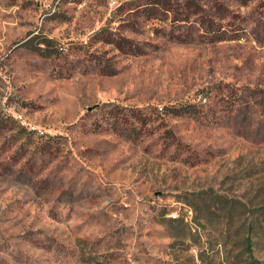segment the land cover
<instances>
[{"label": "rangeland", "instance_id": "1", "mask_svg": "<svg viewBox=\"0 0 264 264\" xmlns=\"http://www.w3.org/2000/svg\"><path fill=\"white\" fill-rule=\"evenodd\" d=\"M0 264H264V0H0Z\"/></svg>", "mask_w": 264, "mask_h": 264}, {"label": "trees", "instance_id": "2", "mask_svg": "<svg viewBox=\"0 0 264 264\" xmlns=\"http://www.w3.org/2000/svg\"><path fill=\"white\" fill-rule=\"evenodd\" d=\"M240 1H241V3L245 4L249 0H240ZM221 39H223V37H221ZM194 108L195 107L192 105H187V106H183L182 108H171L172 109L171 111L176 113L177 115H183V114L192 115V114L196 113ZM191 109H193V110H191Z\"/></svg>", "mask_w": 264, "mask_h": 264}, {"label": "built area", "instance_id": "3", "mask_svg": "<svg viewBox=\"0 0 264 264\" xmlns=\"http://www.w3.org/2000/svg\"><path fill=\"white\" fill-rule=\"evenodd\" d=\"M170 215L172 218H176L178 214L176 211H173Z\"/></svg>", "mask_w": 264, "mask_h": 264}]
</instances>
